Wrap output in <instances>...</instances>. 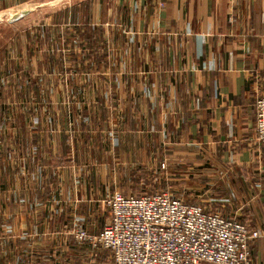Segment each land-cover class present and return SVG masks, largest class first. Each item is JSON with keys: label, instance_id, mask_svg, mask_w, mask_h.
Instances as JSON below:
<instances>
[{"label": "crops", "instance_id": "0c3cea01", "mask_svg": "<svg viewBox=\"0 0 264 264\" xmlns=\"http://www.w3.org/2000/svg\"><path fill=\"white\" fill-rule=\"evenodd\" d=\"M3 41L0 264H111L77 234L156 170L264 264V0H0Z\"/></svg>", "mask_w": 264, "mask_h": 264}, {"label": "built area", "instance_id": "2783aa9c", "mask_svg": "<svg viewBox=\"0 0 264 264\" xmlns=\"http://www.w3.org/2000/svg\"><path fill=\"white\" fill-rule=\"evenodd\" d=\"M255 105V138L264 143V93ZM109 219L96 234L79 233L110 253L112 264H250L261 237L246 223L188 203L170 189L139 195L114 192Z\"/></svg>", "mask_w": 264, "mask_h": 264}, {"label": "rangeland", "instance_id": "374dc122", "mask_svg": "<svg viewBox=\"0 0 264 264\" xmlns=\"http://www.w3.org/2000/svg\"><path fill=\"white\" fill-rule=\"evenodd\" d=\"M3 43H4V41L1 42V44H0L1 48H2ZM2 50H4V49H2ZM145 175L146 174H144V176H142L143 178H141L139 181L138 180L137 181L135 180L136 182L135 181H131L130 184H128V185H126V183H125V189L123 191H121V189H118L119 191H115V192H119L122 195L129 196V195L145 194V193H149V192L154 191V190L170 189V191L173 193V195L175 197H177V198H180V199H182V200H184V201H186L188 203H197V204L203 205V204H201V201H200V200H202V197H198L197 196V192H198L197 189L198 188H202V185H203L202 182H200L198 184L199 187L197 186L196 190L194 188L192 190H190V191H188L186 189L185 190L183 189L184 193H181V187L179 186V184H176V183H179V181H177L176 183L172 182L174 184L170 185L169 184L170 182L168 183V181L164 178V174L163 173H159V171H157V170H156L154 178H151V177L148 178ZM193 186H194V184H193ZM211 210L214 211V209H211ZM107 211H108L107 212V214H108L109 210H107ZM215 212H217V211H215ZM109 215L110 214H108V219H109ZM98 232H94V233L90 232L88 234H93L94 235V234H96ZM78 235L79 234H77V236ZM95 247L100 249L97 246H95ZM108 254H109L108 257H110V253L109 252H108ZM109 259L111 261V257ZM111 264H112V261H111Z\"/></svg>", "mask_w": 264, "mask_h": 264}]
</instances>
